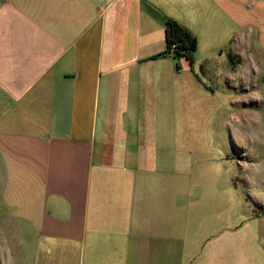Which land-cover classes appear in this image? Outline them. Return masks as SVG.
I'll return each instance as SVG.
<instances>
[{
  "label": "crops",
  "instance_id": "obj_1",
  "mask_svg": "<svg viewBox=\"0 0 264 264\" xmlns=\"http://www.w3.org/2000/svg\"><path fill=\"white\" fill-rule=\"evenodd\" d=\"M247 2L0 0V200L30 264H264L232 166L183 131L229 81ZM168 18L193 67L154 59Z\"/></svg>",
  "mask_w": 264,
  "mask_h": 264
},
{
  "label": "rangeland",
  "instance_id": "obj_2",
  "mask_svg": "<svg viewBox=\"0 0 264 264\" xmlns=\"http://www.w3.org/2000/svg\"><path fill=\"white\" fill-rule=\"evenodd\" d=\"M246 14L229 81L221 88L211 85L210 111L198 108L196 122L184 124L183 131L208 134L199 148H211L232 166L235 181L264 227V0H248ZM14 207L0 200V264H30L29 235L23 237L27 228L16 219ZM21 243L26 246L23 253Z\"/></svg>",
  "mask_w": 264,
  "mask_h": 264
},
{
  "label": "trees",
  "instance_id": "obj_3",
  "mask_svg": "<svg viewBox=\"0 0 264 264\" xmlns=\"http://www.w3.org/2000/svg\"><path fill=\"white\" fill-rule=\"evenodd\" d=\"M166 49L155 58L171 56L175 60L186 59L190 66L195 63L198 41L194 35L182 24L168 18L166 20ZM231 61L233 60L230 55Z\"/></svg>",
  "mask_w": 264,
  "mask_h": 264
}]
</instances>
